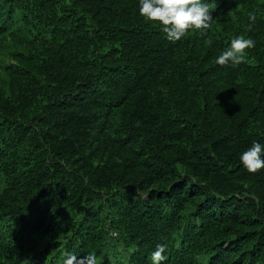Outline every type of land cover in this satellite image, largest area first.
Masks as SVG:
<instances>
[{
  "label": "trees",
  "instance_id": "obj_1",
  "mask_svg": "<svg viewBox=\"0 0 264 264\" xmlns=\"http://www.w3.org/2000/svg\"><path fill=\"white\" fill-rule=\"evenodd\" d=\"M201 2L172 43L139 0H0V264H264V0Z\"/></svg>",
  "mask_w": 264,
  "mask_h": 264
},
{
  "label": "clouds",
  "instance_id": "obj_2",
  "mask_svg": "<svg viewBox=\"0 0 264 264\" xmlns=\"http://www.w3.org/2000/svg\"><path fill=\"white\" fill-rule=\"evenodd\" d=\"M211 12L209 5L201 0H139V15L145 22L159 25L166 39L172 43L179 41L190 30L208 29L213 22ZM248 20L247 29L251 31L252 25L257 20L256 13L249 12ZM253 47H255L253 39L238 36L231 40L230 45L218 56L215 63L220 66L239 65L245 60V51ZM262 154H264V145L253 142L240 155V164L248 173H257L264 168ZM164 252L165 246L157 245L151 255L152 264H162L166 259ZM62 264H98V261L94 253L77 259L75 254L66 252Z\"/></svg>",
  "mask_w": 264,
  "mask_h": 264
}]
</instances>
